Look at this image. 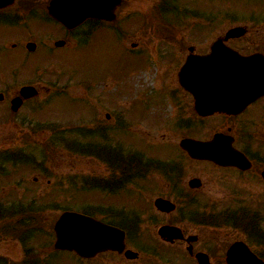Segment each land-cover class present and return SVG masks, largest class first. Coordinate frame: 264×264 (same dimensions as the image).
I'll list each match as a JSON object with an SVG mask.
<instances>
[{"label":"rangeland","instance_id":"374dc122","mask_svg":"<svg viewBox=\"0 0 264 264\" xmlns=\"http://www.w3.org/2000/svg\"><path fill=\"white\" fill-rule=\"evenodd\" d=\"M242 10L240 6V17ZM247 18L245 15V19H240ZM168 22L166 19L118 20L114 24L97 23L94 27L83 25L66 34L54 24L30 19L0 30V39L8 37L17 41L16 36H21L38 44L21 69L25 75H39L45 87L44 94L31 105V130L0 131V155L9 150L13 157L22 153L31 159L21 163L15 159L4 162L5 158H0L3 164L0 165V208L6 212L1 214L0 230L6 231L10 222V206L20 208L18 205L31 204L37 197L45 210L44 232L35 233L26 246L12 234H0V259H6L7 264L20 263L26 249L38 251L41 247L47 253L50 251L56 261L63 259L70 264L75 259L71 253L53 250L54 223L64 210L89 214V207L99 208V205L124 203L127 210L153 205L156 195L167 192V184L161 180L164 170L179 169L184 178L193 175L203 178L213 173L203 170L199 163L188 161L179 148L182 137L198 138L206 130H199L197 125L187 127L193 118L191 97L183 92L174 95L177 102L169 97L170 87L179 88L177 79L176 83L170 79L177 76L179 68L165 55L169 40L160 33H166ZM112 26H122L124 33L119 36ZM56 40L66 43L55 48L50 43ZM132 43L137 44L134 51H130ZM5 46L11 48L10 44ZM8 51L11 60H21L23 53L19 50ZM47 87L52 89L48 91ZM177 103L186 109L181 114ZM192 122L197 124L198 120L193 118ZM52 141L57 146L54 150L47 145H52ZM87 144L96 150L103 145L110 151L120 149L132 160L141 161L145 175L132 176L131 182L124 186L117 185L116 175L112 189H119L108 194L103 190L109 189L112 173L100 160L102 156L87 153ZM148 160L156 161L159 171L148 172ZM141 216L148 221L151 213ZM14 224L16 221L8 227ZM206 229L213 230L205 232L207 241L215 243L212 245H216V240L210 239L219 235L224 244L235 237L248 239L231 228ZM252 247L256 248L255 243Z\"/></svg>","mask_w":264,"mask_h":264},{"label":"flooded vegetation","instance_id":"af4514ba","mask_svg":"<svg viewBox=\"0 0 264 264\" xmlns=\"http://www.w3.org/2000/svg\"><path fill=\"white\" fill-rule=\"evenodd\" d=\"M51 1L0 0V30L5 31L31 19L54 24L62 32L63 26L49 13ZM108 1L106 3V0H94L93 7L88 9L110 10L113 14L112 22L96 17H88L86 21L104 25L114 24L118 20H168L166 32L169 46L166 47L165 55L179 70L189 56L209 55L215 43H219L222 50L236 51L243 56L254 53L264 55V0ZM240 6L243 9L241 17ZM245 15L248 16L247 20L241 21L240 18L245 19ZM239 26H243L237 31L241 34H234L233 30ZM74 30H66V34ZM112 30L119 36L124 33L122 26H112ZM16 37H19L17 41L8 37L0 39V131L26 132L32 128L31 105L44 94L45 87L39 75H25L21 69L26 66L29 54L36 51L38 44L31 39ZM57 41L50 43L51 46L58 48ZM9 44L11 48L5 46ZM136 47L137 44L132 43L130 51H134ZM11 49L23 53L20 61L10 59L8 50ZM170 79L171 83H176L178 75H172ZM26 87H34L37 94L25 97L22 91ZM51 89L46 88L48 91ZM178 92L191 97L180 85L179 88L173 86L169 92L172 101L177 102L178 98L174 95ZM16 99L20 101L17 108L13 103ZM176 107L179 114L186 110L178 103ZM192 110V117L198 120V129L206 130L198 139L209 141L216 134L231 137L233 147L244 155L237 157L244 160L245 165L240 167L218 164L210 160H196L181 150L188 161L199 163L203 170L213 173L206 174L203 178L197 175L184 178L179 169L170 168L164 170L161 176L162 183L167 184V192L156 195L153 205L133 207L129 210L126 208L128 205L124 203L107 207L99 205V208L92 206L89 215L124 230L125 250L99 252L92 257H81L72 252L75 259L70 261V264H227V253L237 242L244 243L250 252L264 262V96L251 102L238 114L214 113L200 116L193 106ZM192 126L194 124L187 123V127ZM0 158H5L4 162L10 159H30L25 155L13 157L9 150L0 155ZM100 160L108 165L109 170H115L118 186L131 182V177L136 174L145 175L138 159L128 166L127 157L119 154L118 167L114 160ZM146 164L149 165L148 172L159 171L156 161L148 160ZM193 178L200 179V187L189 186V181ZM34 180L37 182L38 178L35 177ZM108 182L109 189L103 191L111 194L119 189L113 190L112 182ZM157 198L171 201L175 209L171 212L159 211L155 204ZM143 213H151V218L145 221L141 216ZM165 225L179 228L182 237L172 240L161 238L159 230ZM207 227L231 228L245 234L248 239L235 237L224 244L221 240L223 237L219 235L216 239H210L216 240V245H212L215 243L207 241L205 232L213 230H207ZM6 233L8 234V231L0 230V234ZM254 243L255 249L252 247ZM30 250L26 249L18 264H54L53 261H56L50 253L45 252V247L39 248L38 251ZM126 250L133 252L127 253ZM203 256L208 259H202L200 262V257ZM0 262L7 264L4 258H1ZM55 264L69 263L59 259Z\"/></svg>","mask_w":264,"mask_h":264},{"label":"water","instance_id":"95a60500","mask_svg":"<svg viewBox=\"0 0 264 264\" xmlns=\"http://www.w3.org/2000/svg\"><path fill=\"white\" fill-rule=\"evenodd\" d=\"M107 2L109 1L106 0ZM93 4L94 0H54L49 13L68 29L77 27L89 16L112 20L113 17H109L110 10H89ZM57 45H64V41H59ZM218 55L223 54L214 47L212 55L205 59L189 58L178 74L180 84L193 95L195 110L201 116L215 112L237 113L250 101L264 95L263 57L258 54L242 57L236 52H230L228 58L220 60ZM35 93L36 90L32 87L24 90L25 96ZM180 146L195 159H209L225 165H244V161L236 156L238 154L231 142H226L221 134L210 142L185 138ZM190 186L199 187L200 180L192 179ZM155 204L163 212L175 209L173 203L162 198L157 199ZM54 232L56 249L76 251L84 257L105 250L121 252L125 247V234L122 230L73 211L63 212L59 216ZM159 235L167 240L182 237L180 230L173 226H163ZM202 259L208 258L200 257V262ZM227 264L264 263L244 243L237 242L227 253Z\"/></svg>","mask_w":264,"mask_h":264},{"label":"trees","instance_id":"16d2710c","mask_svg":"<svg viewBox=\"0 0 264 264\" xmlns=\"http://www.w3.org/2000/svg\"><path fill=\"white\" fill-rule=\"evenodd\" d=\"M48 147L52 150L57 148L56 144L52 141L51 144H47ZM129 166V163H128ZM20 208H14L10 211L8 219L15 220L14 228L8 229L11 231V234L16 237H20L25 242L29 237H33L35 233L40 234L44 227L42 226V214H44L43 208L38 204V199L33 198L31 204L27 205H18ZM15 207V206H14ZM2 213H0V220H2ZM18 221V222H17ZM9 226V225H8ZM51 231H48L50 234Z\"/></svg>","mask_w":264,"mask_h":264}]
</instances>
